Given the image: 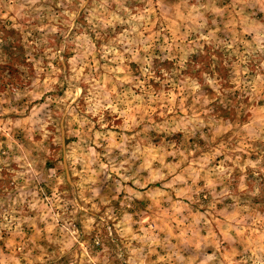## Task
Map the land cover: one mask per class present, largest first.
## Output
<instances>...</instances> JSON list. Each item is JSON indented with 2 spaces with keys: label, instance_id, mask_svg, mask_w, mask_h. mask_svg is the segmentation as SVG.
Returning a JSON list of instances; mask_svg holds the SVG:
<instances>
[{
  "label": "rangeland",
  "instance_id": "1",
  "mask_svg": "<svg viewBox=\"0 0 264 264\" xmlns=\"http://www.w3.org/2000/svg\"><path fill=\"white\" fill-rule=\"evenodd\" d=\"M0 264H264V0H0Z\"/></svg>",
  "mask_w": 264,
  "mask_h": 264
}]
</instances>
